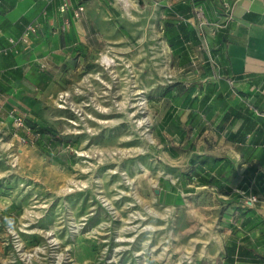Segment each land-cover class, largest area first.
Masks as SVG:
<instances>
[{"label": "rangeland", "instance_id": "rangeland-1", "mask_svg": "<svg viewBox=\"0 0 264 264\" xmlns=\"http://www.w3.org/2000/svg\"><path fill=\"white\" fill-rule=\"evenodd\" d=\"M134 2L131 19L119 0H87V31L79 14L39 58L41 82L0 101V264L215 256L227 199L174 174L153 106L174 83L171 52L155 6Z\"/></svg>", "mask_w": 264, "mask_h": 264}, {"label": "crops", "instance_id": "crops-1", "mask_svg": "<svg viewBox=\"0 0 264 264\" xmlns=\"http://www.w3.org/2000/svg\"><path fill=\"white\" fill-rule=\"evenodd\" d=\"M62 1L0 0V101L41 82L36 64L67 39L64 18L77 25L72 9L87 0H65L64 13ZM143 1L159 12L174 73L153 105L159 141L184 185L227 199L216 254L200 264H264V0ZM28 23L36 32L12 48Z\"/></svg>", "mask_w": 264, "mask_h": 264}, {"label": "built area", "instance_id": "built-area-1", "mask_svg": "<svg viewBox=\"0 0 264 264\" xmlns=\"http://www.w3.org/2000/svg\"><path fill=\"white\" fill-rule=\"evenodd\" d=\"M70 8V4L67 1H62L59 6H58V10L62 13L66 12L68 9ZM84 7L83 5H77L76 7H74L72 9V14L73 16H78L79 14H81V12L83 11ZM229 9V7H228ZM230 10V9H229ZM228 10V11H229ZM228 17H232L231 12H228ZM69 24V18L65 17L63 20V25L66 26ZM36 32V25L33 23H28L27 25H25L22 33L16 37H10L8 39V42L10 45H12V48L18 44V43H28L30 40V37ZM8 47L4 48L3 50L5 51ZM249 200H255V197H250Z\"/></svg>", "mask_w": 264, "mask_h": 264}, {"label": "bare ground", "instance_id": "bare-ground-1", "mask_svg": "<svg viewBox=\"0 0 264 264\" xmlns=\"http://www.w3.org/2000/svg\"><path fill=\"white\" fill-rule=\"evenodd\" d=\"M119 2H120L121 10L124 11L125 14L127 13L131 19H134V17L131 15L130 8H129V6H135L136 5L134 0H119ZM164 48H166L165 45H164ZM108 52H109V50L107 49V50L102 51L100 53V61H102L107 66H111V65H114V59L111 56H109ZM139 92H141V91L136 89V90H134L133 93L137 94ZM145 104H146V99L144 98V96L141 97L140 101L135 103L136 106H138V105L144 106ZM145 122H146V119H141L139 121V123H145Z\"/></svg>", "mask_w": 264, "mask_h": 264}]
</instances>
